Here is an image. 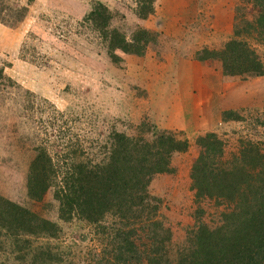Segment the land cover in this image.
<instances>
[{"label": "rangeland", "instance_id": "rangeland-1", "mask_svg": "<svg viewBox=\"0 0 264 264\" xmlns=\"http://www.w3.org/2000/svg\"><path fill=\"white\" fill-rule=\"evenodd\" d=\"M134 1L16 0L27 6L26 17L14 26L0 23V198L56 224V234L33 240L52 253L53 264L98 263L103 246L86 222L59 218L53 188L39 201L28 196L38 148L54 156L76 140L85 156L101 159L112 133L149 140L151 131L141 132L153 127L187 139L188 149L171 156V171L154 175L148 187L171 233L172 259L197 221L215 227L224 211L195 196L196 137L217 134L225 159L247 140L264 153V74L226 76L220 61L195 59L196 52L220 49L233 37L236 17L252 19L250 0H157L145 20L135 16ZM93 2L112 11L113 27L129 35L139 25L155 32L156 42L142 56L117 53L120 61L112 62L95 34L78 27ZM245 40L264 64V41ZM7 246L0 248V264H20Z\"/></svg>", "mask_w": 264, "mask_h": 264}, {"label": "trees", "instance_id": "trees-1", "mask_svg": "<svg viewBox=\"0 0 264 264\" xmlns=\"http://www.w3.org/2000/svg\"><path fill=\"white\" fill-rule=\"evenodd\" d=\"M156 1L135 0V16L147 19ZM250 3L252 19L236 17L233 37L220 49L196 52V60L220 61L226 76L264 74L261 58L245 40L264 41V0ZM26 9L16 0H0V23L14 26L26 17ZM113 19L107 6L93 2L78 23L82 31L95 34L112 62L120 61L117 53L142 56L156 42L155 32L136 25L127 35L112 26ZM4 79L0 67V82ZM149 131V140L112 133L111 149L101 159L85 156L76 140L54 156L38 148L27 174L28 196L39 201L53 188L60 219L93 227L103 246L95 264H264V153L258 144L241 141L238 151L225 159L217 134L196 137L198 155L190 169L195 196L213 200L224 211L215 227L197 221L172 259L171 233L158 218L160 202L148 187L154 175L171 171V156L185 152L189 142L170 130L149 127L141 133ZM57 231L56 224L0 198V248L8 243L9 254H16L20 264L27 259L29 264H53L52 253L33 240Z\"/></svg>", "mask_w": 264, "mask_h": 264}]
</instances>
